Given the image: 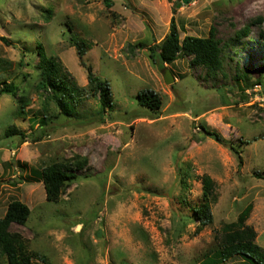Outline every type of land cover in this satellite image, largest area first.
<instances>
[{
    "label": "rangeland",
    "instance_id": "374dc122",
    "mask_svg": "<svg viewBox=\"0 0 264 264\" xmlns=\"http://www.w3.org/2000/svg\"><path fill=\"white\" fill-rule=\"evenodd\" d=\"M110 1L0 0V81L16 86L0 94V218L11 201L26 203L30 218L10 231L52 264H223L215 232L248 206L247 223L264 247V0ZM172 21L181 39L214 29L222 70L208 75L188 56L154 61L151 48ZM248 24L251 35L238 36ZM71 35L87 42L85 60L109 81L112 105L101 121L99 95L85 94L76 118L50 104L42 126L50 92L39 87L34 67L38 42L78 86L88 85ZM147 88L161 98L157 112L137 101ZM202 124L232 140L239 154L205 135ZM13 127L24 135L8 136ZM81 158L87 165L58 203L49 202L31 168ZM203 174L216 182L218 201L214 222L197 232ZM224 264L249 263L235 256Z\"/></svg>",
    "mask_w": 264,
    "mask_h": 264
},
{
    "label": "trees",
    "instance_id": "16d2710c",
    "mask_svg": "<svg viewBox=\"0 0 264 264\" xmlns=\"http://www.w3.org/2000/svg\"><path fill=\"white\" fill-rule=\"evenodd\" d=\"M108 6L112 5L110 0H105ZM252 24H248L237 32L238 36H250ZM264 39V33L262 34ZM2 40L7 42L6 38ZM8 43V42H7ZM70 43L76 47L81 65L87 70L88 85L80 87L64 71L62 63L54 56L48 54L42 42L37 43V62L35 68L39 69V87L49 91L43 101V110L46 112L40 118V124L46 125L47 112L51 105H55L60 110V115L69 118H76L77 106L84 99L85 94L91 93L93 96L99 95L100 110L98 119L103 121L105 112L112 105V90L109 81L101 79L94 73L92 66L85 60L87 52V42L84 39L70 36ZM192 57L191 64L203 67L208 75H215L224 66V56L222 42L216 37L214 29L209 36L201 37L186 35L183 39L172 21L170 32L165 39L151 48L150 57L161 64L173 63L179 57ZM3 60H0V69ZM29 60L27 65H31ZM16 93L14 83L0 81V94ZM137 101L143 108L157 112L162 101L160 96L152 89H142L138 92ZM22 108L25 109V101L22 99ZM87 121H95V117L86 116ZM204 134L212 137L217 142L230 148L235 154H239L238 146L232 140L224 138L219 132L210 130L204 124L201 125ZM24 135V132L15 127L7 130V135ZM87 165V159L81 158L67 163L54 162L45 165L38 171L35 167L31 171L37 174L43 181L49 202L58 203L67 189L77 178L76 170H81ZM259 176V175H258ZM260 177V176H259ZM203 188V201L194 207V218L199 223L197 232L211 225L214 222L213 207L218 201L216 182L209 174L200 177ZM252 206H248L244 212L240 213L237 220L226 222L215 232V253L220 262H226L235 256H239L249 264H264V247L257 242V232L253 226L247 223L250 216L249 211ZM30 207L20 201H11L6 209V213L0 218V255L6 257L8 264H32L33 259H37L43 264H52L50 258L39 252L28 250L26 240L17 232L10 231L13 223L25 225L30 218ZM223 263V264H224Z\"/></svg>",
    "mask_w": 264,
    "mask_h": 264
},
{
    "label": "water",
    "instance_id": "95a60500",
    "mask_svg": "<svg viewBox=\"0 0 264 264\" xmlns=\"http://www.w3.org/2000/svg\"><path fill=\"white\" fill-rule=\"evenodd\" d=\"M188 0H184V2H187ZM163 77H164V80L167 84H171L172 82L175 81V76L173 74V72L169 69V68H166L163 72Z\"/></svg>",
    "mask_w": 264,
    "mask_h": 264
}]
</instances>
